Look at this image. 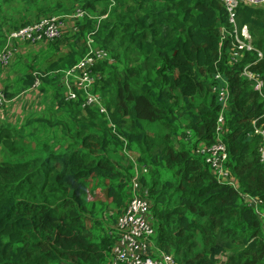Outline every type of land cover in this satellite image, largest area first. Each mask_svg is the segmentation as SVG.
Segmentation results:
<instances>
[{
    "label": "trees",
    "instance_id": "obj_1",
    "mask_svg": "<svg viewBox=\"0 0 264 264\" xmlns=\"http://www.w3.org/2000/svg\"><path fill=\"white\" fill-rule=\"evenodd\" d=\"M77 1L88 12L103 3L108 17L79 18L66 57L17 78L21 90L39 78L50 107L0 125V264H111L135 176L155 244L176 264H264L263 218L239 193L262 199L264 211L261 137L252 132L253 119L264 126V88L261 97L240 75L249 63L264 80V6L238 4L236 28L262 57L243 51L232 63L221 0ZM60 10L70 11L55 0H0V49L11 29ZM88 36L109 55L92 87L105 112L83 106L76 89L65 99L60 71L84 56ZM218 72L230 90L221 138L237 188L217 180L200 152L215 141Z\"/></svg>",
    "mask_w": 264,
    "mask_h": 264
},
{
    "label": "built area",
    "instance_id": "obj_2",
    "mask_svg": "<svg viewBox=\"0 0 264 264\" xmlns=\"http://www.w3.org/2000/svg\"><path fill=\"white\" fill-rule=\"evenodd\" d=\"M221 1L234 28L232 50L230 52L232 63L241 59L243 51H256L258 58H261L262 53L251 44L246 27H242L240 32L237 30L235 12L239 3L260 6L264 5V0ZM83 16V10L76 8L65 16H46L25 26L11 29L7 34L6 44L0 52V64L7 66L12 61V53L17 50L15 49L16 44L13 46L14 48L12 47L14 42L22 41L35 46L57 40L68 24L75 25V22ZM91 42L92 40L89 39L86 43L87 51L84 56L65 72L64 77L62 76V82L63 78L64 80L71 78V81L67 80L65 82L67 87L65 99H76V89L81 91L83 106L97 105L100 112H105L100 96L92 92V87L97 77L94 67L98 62L108 59L109 55L107 50L103 48L92 47ZM240 75L250 81L252 88L263 97L264 80L258 71L251 68V64L248 63L243 66ZM214 78L220 81L212 86V91L216 94L217 101L220 104L214 130L215 141L208 146H203L200 152L204 154L205 162L210 166L217 180L226 181L237 188V182L225 166L227 148L221 138L225 112L228 109L230 98L229 85L219 72L215 74ZM38 84L39 79L36 78L34 85L38 86ZM252 132L261 137L258 154L260 161L264 164V126L256 124V119L252 121ZM136 178V176L133 178L132 196L118 215L115 223L117 238L111 249V264H176V258L173 254L159 250L155 244V232L149 215V202L139 194V183ZM239 193L243 202L263 218L264 223V211L261 209L262 199L241 191Z\"/></svg>",
    "mask_w": 264,
    "mask_h": 264
},
{
    "label": "rangeland",
    "instance_id": "obj_3",
    "mask_svg": "<svg viewBox=\"0 0 264 264\" xmlns=\"http://www.w3.org/2000/svg\"><path fill=\"white\" fill-rule=\"evenodd\" d=\"M55 1L61 3L67 10L70 9V11L67 12L60 10V12L62 13L54 16H65L69 14L73 9L75 10L76 8H81L77 0ZM123 2L129 4L131 3L130 0H122L118 3V6L122 5ZM81 9L84 12V16L90 18L106 19L109 14V11L104 8L103 3L97 5L95 12H88L84 8ZM49 14L53 15L52 12ZM73 26L74 25L71 23L66 26L56 46L52 44L47 46L46 44L33 46L28 44L27 42H14L12 47L16 44L17 47H15V49L17 50L13 51L12 53V61L10 60L11 62L7 66L0 64V68L2 69V73H0V94L2 97V99L0 100V125H20L23 123L26 117L41 116L45 112V110L50 107V103L52 100L51 94H44L40 91L41 80L39 78L38 86L34 85V81L36 79V77H34L32 78L30 85L26 90L20 89V83L17 81V78L24 73L34 71L38 67L41 69H49L51 63L59 60L60 58L66 57V55H68L70 52L69 44L72 42L71 32L69 31L73 28ZM89 39L93 42V39L88 36L84 44H86ZM1 51L2 49H0V52ZM70 67L71 66L66 64V66L60 71L62 73V76ZM67 80L71 81V78H68ZM67 80H64L63 78L64 87L66 89L65 92L67 91V87L65 84ZM4 86H7L6 89L8 91V94H11V97L8 98L5 96L3 90ZM47 130L48 135L53 136L54 129L50 128ZM57 134L58 132L56 133V135ZM99 195L101 196V192H99ZM111 208L112 205H110V211ZM115 212L117 213V211Z\"/></svg>",
    "mask_w": 264,
    "mask_h": 264
},
{
    "label": "water",
    "instance_id": "obj_4",
    "mask_svg": "<svg viewBox=\"0 0 264 264\" xmlns=\"http://www.w3.org/2000/svg\"><path fill=\"white\" fill-rule=\"evenodd\" d=\"M104 193H105V195L107 196V189H104Z\"/></svg>",
    "mask_w": 264,
    "mask_h": 264
}]
</instances>
